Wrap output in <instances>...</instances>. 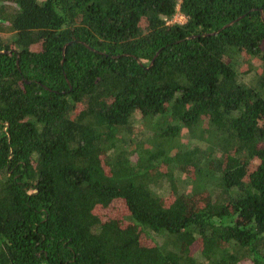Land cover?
Here are the masks:
<instances>
[{
	"label": "trees",
	"instance_id": "16d2710c",
	"mask_svg": "<svg viewBox=\"0 0 264 264\" xmlns=\"http://www.w3.org/2000/svg\"><path fill=\"white\" fill-rule=\"evenodd\" d=\"M261 14L0 0V264H264Z\"/></svg>",
	"mask_w": 264,
	"mask_h": 264
},
{
	"label": "rangeland",
	"instance_id": "374dc122",
	"mask_svg": "<svg viewBox=\"0 0 264 264\" xmlns=\"http://www.w3.org/2000/svg\"><path fill=\"white\" fill-rule=\"evenodd\" d=\"M171 23L173 24H183L185 23V19L184 17L179 13L177 12L174 17L172 18V20L170 21ZM251 77L252 76H246L245 78V82H248L251 80ZM133 125L135 127H139L141 125V119H140V116L139 115H136L134 118H133ZM181 141L185 142V143H188L190 146H194L195 144H198L197 140H191L189 138V135L187 132H183L182 136L180 137ZM176 176L178 177V179L180 180H184L187 181V178L186 176L182 175L181 173H177ZM179 185V190L181 192L187 190L189 188V185H184L182 182H179L178 183ZM188 187V188H187ZM155 192L161 196V197H167L168 196V193H169V188H168V185L164 182V183H160V185L157 186L156 189H154Z\"/></svg>",
	"mask_w": 264,
	"mask_h": 264
},
{
	"label": "water",
	"instance_id": "95a60500",
	"mask_svg": "<svg viewBox=\"0 0 264 264\" xmlns=\"http://www.w3.org/2000/svg\"><path fill=\"white\" fill-rule=\"evenodd\" d=\"M261 17H262V19L264 20V16H263V14H261ZM234 23V21L233 22H231V23H229V24H227L225 27H229L230 25H232ZM224 27V28H225ZM64 55V54H63Z\"/></svg>",
	"mask_w": 264,
	"mask_h": 264
}]
</instances>
